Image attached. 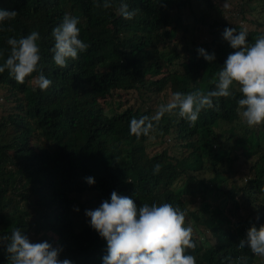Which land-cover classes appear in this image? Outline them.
<instances>
[{"label": "trees", "instance_id": "obj_1", "mask_svg": "<svg viewBox=\"0 0 264 264\" xmlns=\"http://www.w3.org/2000/svg\"><path fill=\"white\" fill-rule=\"evenodd\" d=\"M126 2L139 9L132 20L115 8L94 10L93 0H0V8L18 13L0 25L14 28L0 31V64L10 53L9 37L38 31L43 71L53 82L41 91L36 73L24 84L0 73V236L18 227L33 243L61 247L60 260L103 264L107 241L86 211L110 202L115 191L137 207L167 202L187 211L197 264H239L240 256L257 264L238 245L253 224L264 225V125L249 128L230 97L220 98L219 112L202 110L194 127L175 111L165 114L163 135L154 140L137 141L129 123L154 114L175 91L213 90L217 77L213 69L204 73L210 63L198 49L214 53L220 70L236 51L224 39L226 28L246 31L250 43L264 35V0ZM65 13L79 17L80 39L90 47L61 69L51 32ZM238 16L248 27L232 23ZM175 60H184L182 69ZM124 95L135 97L131 106L123 105ZM156 163L163 166L159 174ZM245 170L240 185L235 179ZM224 198L228 211L217 208L210 221L200 214L208 201ZM208 231L215 244L200 240ZM0 264H8L4 246Z\"/></svg>", "mask_w": 264, "mask_h": 264}, {"label": "clouds", "instance_id": "obj_2", "mask_svg": "<svg viewBox=\"0 0 264 264\" xmlns=\"http://www.w3.org/2000/svg\"><path fill=\"white\" fill-rule=\"evenodd\" d=\"M93 8H115L125 20H132L139 11L130 8L126 0H93ZM17 16L18 13L14 10L0 8V25L5 21L15 20ZM80 23L79 17L65 13L62 23L51 32L54 42L51 48L53 60L61 69L68 67L70 59H78L79 54L87 52L90 47V44L80 39ZM0 31L13 32L14 28L0 27ZM223 36L236 51L228 55L220 70H215L214 65L217 62L214 53L210 54L203 48L198 49L199 55L210 63L206 68L209 71L213 69L217 77L214 89L206 92L198 89L189 93H171L165 103L159 104L154 114L142 115L139 118L134 116L130 120V135L137 141L141 137L154 140L158 131L159 135H163L160 130L162 118L174 111L194 127L202 110L213 109L219 112L220 98L229 97L235 100L238 105L237 113L249 128H261L264 125V35L250 43L246 31L237 32L234 28H226ZM40 40L38 31L9 37L7 44L10 46V53L0 64V73L7 71L19 84H24L26 78L36 73L34 82L38 88L41 91L48 90L53 82L43 71L41 48L38 44ZM183 61L175 60L173 67L182 69ZM234 86L238 87L239 93L242 94L240 98H237ZM162 167L160 163H156L153 166V174H159ZM86 181L90 185L95 184L92 177L86 178ZM184 182L185 180L177 186H182ZM246 182L244 179L243 183ZM201 203L202 201H199L193 206L195 209L200 208ZM208 207V210H200V214L210 221L213 219L212 212L217 208L226 212L230 205L228 199L224 198L214 202L208 201ZM86 215L90 218L91 227L107 241V254L103 257V264H197L196 256L189 252L197 247L194 228L187 222V211L178 205L153 202L137 207L132 198L113 191L110 202L103 201L95 210H87ZM240 215L244 225L247 217H244L241 211ZM208 235L214 237L215 244L216 237L210 231L205 233V236ZM0 246L5 247L8 264H71L68 259H59L63 251L61 247H54L47 241L33 243L18 227H12L10 235L0 236ZM238 247L249 248L251 252L246 253L257 264H264V225L258 229L253 224L247 232V238L242 239ZM237 260L239 264H248L247 256H240Z\"/></svg>", "mask_w": 264, "mask_h": 264}, {"label": "rangeland", "instance_id": "obj_3", "mask_svg": "<svg viewBox=\"0 0 264 264\" xmlns=\"http://www.w3.org/2000/svg\"><path fill=\"white\" fill-rule=\"evenodd\" d=\"M232 23L233 24L239 23L240 26H246L245 20L240 19V16H238L237 19L233 20ZM262 30H264V27H263ZM204 72L207 73V74H210V71H209L208 68H205ZM128 96L129 95H124L123 96V105L124 106H131L132 103L135 101V97H128ZM138 97H139V99H141V95L138 96ZM254 130H257V129H254ZM247 176H248V172H247V170H245V171H242L241 173H238L235 180L240 184V183L243 182L244 179L247 178ZM200 230L203 231V228L201 227ZM200 240L201 241L208 240L210 243H214V241H215L214 237L211 236V235H208V236H200Z\"/></svg>", "mask_w": 264, "mask_h": 264}]
</instances>
